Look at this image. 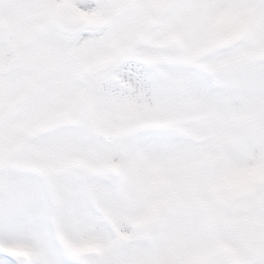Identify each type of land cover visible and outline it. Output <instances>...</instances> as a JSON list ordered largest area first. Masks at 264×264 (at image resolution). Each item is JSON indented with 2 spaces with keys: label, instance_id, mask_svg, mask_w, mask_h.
I'll return each mask as SVG.
<instances>
[{
  "label": "snow or ice",
  "instance_id": "obj_1",
  "mask_svg": "<svg viewBox=\"0 0 264 264\" xmlns=\"http://www.w3.org/2000/svg\"><path fill=\"white\" fill-rule=\"evenodd\" d=\"M0 264H264V0H0Z\"/></svg>",
  "mask_w": 264,
  "mask_h": 264
}]
</instances>
